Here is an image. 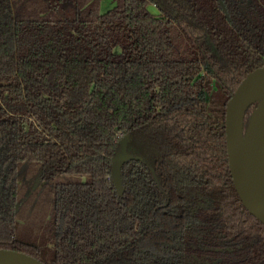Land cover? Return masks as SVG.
I'll use <instances>...</instances> for the list:
<instances>
[{"label":"trees","instance_id":"trees-1","mask_svg":"<svg viewBox=\"0 0 264 264\" xmlns=\"http://www.w3.org/2000/svg\"><path fill=\"white\" fill-rule=\"evenodd\" d=\"M114 2L0 0V248L47 264H264L221 125L264 65V0H223L228 15L218 0ZM126 133L141 159L122 165L119 196ZM26 178L54 185L48 261L38 223L19 236Z\"/></svg>","mask_w":264,"mask_h":264},{"label":"water","instance_id":"water-1","mask_svg":"<svg viewBox=\"0 0 264 264\" xmlns=\"http://www.w3.org/2000/svg\"><path fill=\"white\" fill-rule=\"evenodd\" d=\"M228 15L223 0H218ZM254 108L248 123L244 126V116L250 106ZM262 124L264 146V65L246 74L231 93L225 107L224 129L227 162L233 186L245 209L264 225V192L255 178L251 148L259 125ZM241 138L243 140H241ZM128 134L120 139V150L113 156L111 179L119 196L123 195L122 165L131 159H141L126 151ZM0 264H47L30 254L0 248Z\"/></svg>","mask_w":264,"mask_h":264},{"label":"rangeland","instance_id":"rangeland-1","mask_svg":"<svg viewBox=\"0 0 264 264\" xmlns=\"http://www.w3.org/2000/svg\"><path fill=\"white\" fill-rule=\"evenodd\" d=\"M114 0H101L99 10L100 12H105L114 5ZM152 11H156L153 5H150ZM64 179H76V180H85V177L82 176H68ZM25 186L28 185V188H24L21 207V212L19 213L18 224L21 227L19 236L26 237L27 232L25 229L27 224L31 221H35L39 224L38 234H42V246L43 254L42 259L48 261L53 253V231L51 228V196L53 184L44 183L36 179L33 183V186L30 188V178H26V181H22ZM40 237V236H39ZM49 256V257H48Z\"/></svg>","mask_w":264,"mask_h":264},{"label":"bare ground","instance_id":"bare-ground-1","mask_svg":"<svg viewBox=\"0 0 264 264\" xmlns=\"http://www.w3.org/2000/svg\"><path fill=\"white\" fill-rule=\"evenodd\" d=\"M262 124L259 125L252 143V168L257 183L264 192V146L262 140ZM241 140H243L241 138Z\"/></svg>","mask_w":264,"mask_h":264}]
</instances>
